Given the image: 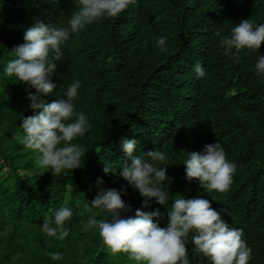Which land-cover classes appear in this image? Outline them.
Segmentation results:
<instances>
[{
    "label": "trees",
    "instance_id": "1",
    "mask_svg": "<svg viewBox=\"0 0 264 264\" xmlns=\"http://www.w3.org/2000/svg\"><path fill=\"white\" fill-rule=\"evenodd\" d=\"M76 5L77 0H0V264H138L127 254L111 255L98 229L85 228L90 217L107 218L85 207L101 188H123L121 198L132 209L125 215L159 209L163 218L154 222L160 227L167 226L166 210L178 195L207 199L229 227L242 230L252 250L248 264H264V74L255 71L264 43L255 53L242 49L238 61L224 55L220 44L242 19L264 23V0H135L118 17L70 34L59 61L49 54L56 63L49 79L56 87L37 102L66 99L67 88L80 81L74 110L84 113L89 127L72 143L86 154L81 168L54 175L38 166L39 153L20 143V125L34 114L28 92L35 89L4 70L34 22L68 27ZM161 37L164 51L157 44ZM197 64L203 77L194 72ZM122 138L137 141L134 155L156 149L165 154V206L152 198L142 208L138 190L120 176ZM216 142L235 165L225 193L188 181L183 165L189 153H203ZM105 165L115 172L106 174ZM60 207L73 211L63 240L41 228ZM193 235L186 241L189 264H210L195 251ZM50 252L63 258L52 260Z\"/></svg>",
    "mask_w": 264,
    "mask_h": 264
},
{
    "label": "clouds",
    "instance_id": "2",
    "mask_svg": "<svg viewBox=\"0 0 264 264\" xmlns=\"http://www.w3.org/2000/svg\"><path fill=\"white\" fill-rule=\"evenodd\" d=\"M135 0H77V11L67 21L68 27H50L36 21L23 36L24 43L14 50L15 59L10 60L4 70L7 77H16L22 84L35 89V94L28 92L31 101L29 107L34 114L23 119L20 125L23 136L20 143L29 150L39 153L37 164L40 168L51 169L52 174L60 175L83 166L86 151L72 141L84 136L88 130L84 113L75 112L73 100L77 96L80 81L73 82L64 93L66 99L51 103L38 101L41 94L47 95L56 87L49 79L62 55L61 45L69 40L70 34L78 33L85 25L102 18H116ZM264 43V23L254 24L249 19H242L231 29L230 36L220 40L224 55L240 58L242 49L255 53ZM164 51L165 38L157 41ZM53 53V61L49 54ZM255 71L264 74V56L258 58ZM197 77H203L205 71L200 64L194 66ZM27 91V89H26ZM75 117V118H74ZM74 118V119H73ZM71 121V122H70ZM137 141L122 138L124 153L120 176L138 190L143 198L141 207L149 206L152 198L157 204L165 206L170 199L165 182L167 168L166 156L160 150H150L142 155H134ZM188 181L200 182L205 191L225 193L232 182L235 165L229 163L219 142L204 146L203 153L191 152L183 164ZM107 174L115 172L106 166ZM102 184L97 180V185ZM123 188H101L91 206L85 207L91 212L98 209L106 219L89 218L86 229L97 228L102 244L111 255L124 253L138 264H189L186 241L190 232L194 235L191 242L195 251L206 257L210 264H248L251 249L242 239L241 229L229 227L221 219L220 213L212 208L204 198L185 199L178 195L172 200L167 211L168 224L160 227L154 218L162 219L159 209L146 213L136 209L134 215H125L132 211L121 198ZM70 207H60L53 217L46 216L42 231L48 237L63 240L69 235L65 222L72 218ZM54 224V226H53ZM52 260L62 259L59 252H50Z\"/></svg>",
    "mask_w": 264,
    "mask_h": 264
},
{
    "label": "rangeland",
    "instance_id": "3",
    "mask_svg": "<svg viewBox=\"0 0 264 264\" xmlns=\"http://www.w3.org/2000/svg\"><path fill=\"white\" fill-rule=\"evenodd\" d=\"M2 174H5V169L2 170ZM22 174H23L24 176L32 175V173H27L26 171H22Z\"/></svg>",
    "mask_w": 264,
    "mask_h": 264
}]
</instances>
